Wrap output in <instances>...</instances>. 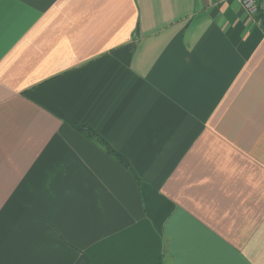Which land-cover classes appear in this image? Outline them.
<instances>
[{"label":"crops","instance_id":"1","mask_svg":"<svg viewBox=\"0 0 264 264\" xmlns=\"http://www.w3.org/2000/svg\"><path fill=\"white\" fill-rule=\"evenodd\" d=\"M257 2L4 0L0 264H264Z\"/></svg>","mask_w":264,"mask_h":264},{"label":"trees","instance_id":"2","mask_svg":"<svg viewBox=\"0 0 264 264\" xmlns=\"http://www.w3.org/2000/svg\"><path fill=\"white\" fill-rule=\"evenodd\" d=\"M78 130L85 133L89 138L98 141L111 155L118 159L126 167H131L127 158L118 152L105 138H103L92 126L87 124L77 127Z\"/></svg>","mask_w":264,"mask_h":264},{"label":"built area","instance_id":"3","mask_svg":"<svg viewBox=\"0 0 264 264\" xmlns=\"http://www.w3.org/2000/svg\"><path fill=\"white\" fill-rule=\"evenodd\" d=\"M244 7L251 13H257L258 2L257 0H241Z\"/></svg>","mask_w":264,"mask_h":264},{"label":"snow or ice","instance_id":"4","mask_svg":"<svg viewBox=\"0 0 264 264\" xmlns=\"http://www.w3.org/2000/svg\"><path fill=\"white\" fill-rule=\"evenodd\" d=\"M3 2H4V0H0V5H2V4H3Z\"/></svg>","mask_w":264,"mask_h":264}]
</instances>
